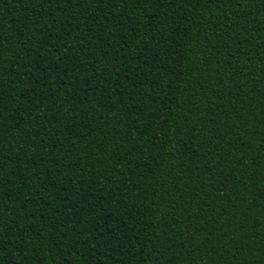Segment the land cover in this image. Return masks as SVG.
Here are the masks:
<instances>
[{"label":"trees","instance_id":"16d2710c","mask_svg":"<svg viewBox=\"0 0 264 264\" xmlns=\"http://www.w3.org/2000/svg\"><path fill=\"white\" fill-rule=\"evenodd\" d=\"M0 264H264V0H0Z\"/></svg>","mask_w":264,"mask_h":264}]
</instances>
